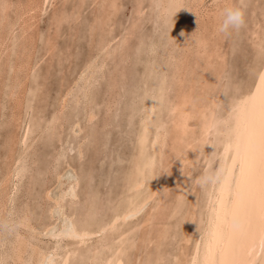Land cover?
<instances>
[{
    "label": "rangeland",
    "instance_id": "374dc122",
    "mask_svg": "<svg viewBox=\"0 0 264 264\" xmlns=\"http://www.w3.org/2000/svg\"><path fill=\"white\" fill-rule=\"evenodd\" d=\"M41 1L2 0L8 7L6 11L0 9V16H2L0 17V41L3 35L7 34L6 38L4 37L5 41L0 42V176H4L19 148L15 138L17 139L24 131L26 135H29L23 144L26 153L20 163L22 169L18 167L19 174L23 175L18 176L21 183L17 180L12 192L15 196H11L13 199L10 197L6 213L15 216L25 209L28 215L24 211L21 212L24 216L30 217L38 234L34 230V225L22 227L19 221L13 226L7 225L6 228L0 221V228L4 229V235L8 236L7 233H10L8 237L12 238L16 234V229L13 231V228L21 225L18 226L20 228H17V232L22 231V234L30 236L34 242L42 245L41 247L49 248L53 245L54 238L51 239L52 236L45 234L42 229L47 224L57 222L51 214L54 209L51 196L60 193L65 181L75 180L76 184L78 183L75 186V192L72 195H66L62 201L64 213L70 215L76 228L97 226L119 206V197L126 188V181L138 146L140 122L144 114L139 109L143 101L142 97L147 94L144 89L153 87L155 88L153 91L158 90L160 99L162 97L158 100L159 103L154 104L150 120L153 129H156L159 123L163 124L165 130L167 129L166 132L164 131L166 142L163 147V154L166 157L165 160L163 158L162 164H166L169 169L171 167L169 159L174 153L170 108L171 103L177 98L176 95L179 96L184 89L191 91L195 99H200L202 94H206L201 88L202 84L207 83L208 89L217 90V95L219 94L218 109L221 114L232 100L231 97L250 86L263 63L261 49H264L262 44L264 43V30H262L264 29V0H243L244 23L238 30L233 29L228 33L218 31V25L222 20V10L226 5L239 4L240 0H203V3L197 6H195L196 1L191 2L192 5L190 0H182V6H175L172 9L166 6L165 1L168 5V2H171L169 0H163L164 2L162 0H44V5L40 4ZM190 4V7L198 9L197 14L189 12ZM28 5L34 9L26 11ZM36 6L39 9L35 8ZM199 39L205 42L203 48L201 46L199 48ZM83 70L89 72L87 76L84 75L87 72L84 73ZM200 76H203L204 80L195 81L201 79ZM83 79L84 82H82ZM72 86L76 87L72 88ZM71 89L74 95L70 92ZM65 94L68 96L64 97ZM74 99L77 100L76 104ZM64 100L67 104L61 107ZM84 106L88 109H84ZM84 110L89 114L86 115ZM90 112L95 114L91 119H89V115L92 114ZM74 121L79 122L81 128L77 134L71 129ZM195 121L198 122L196 118H193L192 122L195 124L193 128L198 130V123L196 124ZM38 134L40 135L37 136ZM56 136H59L58 139ZM66 139L69 143L61 144V140L65 142ZM210 146L211 144L207 143L190 166L191 172L188 175L191 185L195 187L194 191L197 188L203 190L202 179L200 180L199 176L202 177L218 162L217 155H212V159V156L207 153L210 152L207 148L211 150ZM59 147H65L64 150H67L60 158L57 157ZM148 148L151 150L152 147L148 146ZM2 155L4 159L7 158L5 161ZM29 162L32 165L28 164ZM66 168L70 169L69 177L62 179L59 184L58 172L61 173ZM159 168L161 169L160 164ZM27 173L28 175L24 177ZM72 173H75L76 177ZM184 173L185 175H181L180 183L184 179L188 180L186 171H183ZM199 180L200 183H198ZM163 182L164 186L165 179ZM176 187H170L168 199H166L168 192L165 193L164 199L167 202L175 199ZM0 190L1 198V183ZM49 192L51 196L47 195ZM157 200L153 199L149 202L143 211L128 222L130 230L133 231L129 233L132 238L130 240L134 243L130 250L132 261L136 259L137 254L142 256V264H147L148 258H152L153 254L156 257L168 250L174 253L173 236L168 237L165 245H158L156 241L158 239L143 240L144 229L141 227L133 229L146 214L150 205ZM187 201L188 198L185 199V203ZM12 208L18 211L15 215L12 213L15 209ZM80 214H83L82 217ZM21 215L18 213L16 216ZM175 219L172 220V224L176 223ZM86 223L89 225L86 226ZM31 227L34 233L32 230L29 231ZM175 228L177 232L180 231L181 226H175ZM100 238L101 236L87 238L84 244L80 245V251L85 252L86 248L90 247L89 243L93 244ZM69 243L72 245V239L62 240L64 245ZM6 247L9 248V244H6L4 248ZM169 258L167 257L162 264H173L174 262L168 260ZM78 262L74 264H79Z\"/></svg>",
    "mask_w": 264,
    "mask_h": 264
},
{
    "label": "bare ground",
    "instance_id": "6f19581e",
    "mask_svg": "<svg viewBox=\"0 0 264 264\" xmlns=\"http://www.w3.org/2000/svg\"><path fill=\"white\" fill-rule=\"evenodd\" d=\"M169 1H171V2L170 3L168 2V5H167V1H165L167 8L170 7L172 9L175 6L179 7V6L183 5V4L181 5L182 0H169ZM193 1H196L195 6H197L203 0H192V1L190 0V3L191 2L194 3ZM43 3H44V0H42L40 2L41 5H44ZM191 4L189 5V10L191 8V10L189 12L192 11L193 13L197 14L198 9L196 10L195 7H193V8L190 7ZM38 6H36L35 8H38ZM206 7H207V5H206ZM219 7H220V4H219ZM210 8H209V10H210ZM26 9H27L26 11H29L31 9L33 10L34 7H31L28 5V7H26ZM205 10H206V8H205ZM213 12H214V10H213ZM214 14L216 17V11ZM0 17H2V16H0ZM27 26L29 28V25H27ZM259 26H261V25H259ZM5 27H7V26H5ZM3 28H4V26H3ZM262 30H264V29H262ZM259 32H260V30H259ZM6 35L7 34L3 35L0 42L5 41L4 37L6 38ZM29 41H31V40H29ZM199 43H200L199 48H201V47L203 48L204 44H205L203 39H199ZM188 44H190V43H188ZM262 44H264V43H262ZM258 50L260 51V48ZM261 51H262V49H261ZM152 52H151V54H152ZM261 55H262V53H261ZM259 59H261V58H259ZM261 60L263 61V63L261 65L260 69L256 72V75H255L252 83L250 84V86L246 90L239 92L238 94H235L233 97H231L232 100L229 102L228 105L225 106V110L221 114L219 113V109H218L219 103H220L219 102L220 98L218 96L219 94L217 95V92H216L217 90L215 91L214 89L213 90L208 89L207 83L202 84L201 88H203V91L206 94H202V98H200V99H195V97L192 96L191 91H187V90L183 89V92H181V94L178 91L180 95L179 96L176 95L177 98L175 99V101L173 103H171V108H170V111L172 113V118H171V127H172L171 132H172V134H171V137H172V144H173V145L172 144L171 145L173 147L174 153L172 155L173 157L169 159V161H171V167L169 169H168V166H166V164H162L163 158L165 160V157H166V156L164 157V154H163V147H164L165 142H166L165 141V139H166L165 132L167 129L165 130L163 127V124H160V123L157 125L156 129H153L151 126V120H150V118L152 117L150 115H152V111H153V108L155 106L154 104L157 102L159 103L158 100L160 99V94H158V92H157L158 90L153 91L155 89L153 87H148L147 89H144V91L146 90L147 94L145 95V92L143 93L145 96L142 97L143 101H142V104L140 105L141 108L139 109L144 114H143V116L141 118V122H140L141 125H140V131H139V135H138V146L136 148V152L134 155L135 157L133 158V163H132V166L130 169V174L128 175V179L126 181V188H125L124 192H122L120 194V197H119L120 204L117 207V209L112 214L105 217V219L103 221H101L95 227L90 228L91 225L86 223V226L89 225V228H78V227L76 228V226H74V224H73L74 221L71 220L72 218L70 217V215L64 213L63 207H62L64 204L62 205V201L66 195H70V194L72 195V193L75 192L74 191L75 186H77L78 183L76 184L75 180H73L71 182L65 181L63 184L61 183L63 186L61 187L62 190H60L59 194H57L56 196L55 195L51 196L50 192L47 193V195L49 194L52 198V201H53L52 205H53L54 211L52 210L51 214H52L53 218H55L54 220H57V222H56V224H52L53 223L52 222L50 224L45 225L43 227L42 231H44L45 234L52 236L51 239L54 238L53 245L50 246L49 248L41 247L42 245L40 246V244H37L36 242H34L33 241L34 239H31L30 236L29 237L25 236L24 234H22V231H21V233H20V231L17 232L18 226H21V225H18L16 228H13V231H14V229H16V232H15L16 234L13 233L14 237H12V238H10L11 236L8 237L10 233L9 234L7 233L8 236L4 235L3 234L4 229L1 227L3 230L0 228V264H74V262L77 263L78 261H80V262H78L79 264L80 263H85V264H142L141 261L143 259H142V256L140 254H137L136 259L134 261H132V258L130 257L131 256L130 250H131V248H133L134 243L131 242L132 240H130L132 238H131L129 233L130 232L133 233V231H132V229L130 230L128 222L130 221V219L132 217H135L138 213L143 211V209L146 208L148 203L151 202L153 199H158V200L156 202H153L150 205L149 209H147L146 214L143 216V218L140 220V222L136 221L137 222V224H135L136 227L135 228L132 227V228L136 230L137 227L138 228L141 227L142 229H144L143 234H142L143 240L152 241V240L158 239V240H156L158 242V245H165L166 240H168V237L173 236L174 237V239H173L174 253L173 252L170 253V251L168 250V251H164V252L160 253L158 256L155 257L154 256L155 254H153L151 251V253L153 254L154 257L152 256V258H148L149 260L147 261V264H162L164 261L167 260V257H170L168 260H171L172 262H174L173 264H205V262H206V244H205V241H206V236H207V230L209 227V221H210V219H212L215 216V211L220 208L221 197L225 194L223 170L228 165L231 164V159H232V155H233V149L231 147V145L233 143V139H232L231 135L229 134V129H228V126H226L225 122L229 121L230 114L232 113L233 109L237 106V104H239L240 101L243 100L246 96H249L256 91L258 85L260 84V74L264 73V54L262 55ZM27 61H28V59H27ZM27 61L25 62L26 64H27ZM92 61H91V63H92ZM183 61H185V60H183ZM23 62H24V60L22 61V63ZM36 62H38V61H36ZM95 62H96V60H95ZM184 64H183V67H184ZM98 65H96V66H98ZM15 66H16V64H15ZM90 66H92V64ZM86 67H88V65H86ZM90 68H94V67H90ZM16 69H17V67H16ZM86 69L88 70V68H86ZM99 69H100V67H99ZM30 70L31 69H29V71ZM87 70H85V71L87 72ZM150 70H152V69H150ZM83 72H84V70H83ZM86 72H84V73H86ZM88 73L89 72H87V74H84V75L87 76ZM84 75L82 76L83 78H84ZM77 76H78V74H77ZM36 77H38V76H36ZM200 77H201V79L199 78V79H196V80L194 79V80L195 81L204 80L203 76H200ZM90 79H92V78H90ZM38 80H39V78H38ZM37 82H39V81H37ZM82 82H84V79ZM78 83H79V81H78ZM76 85H77V83H76ZM89 85H90V83H89ZM75 87L72 86V88H75ZM81 87L83 88V86H81ZM86 87L87 86H85V88ZM40 89H42V88H40ZM87 89H88V87H87ZM156 89H157V87H156ZM61 90H63V89H61ZM78 90H80V89L78 88ZM70 92L72 93L73 90ZM70 92H68V93H70ZM18 93L20 94V92H18ZM83 93H82V95H83ZM66 95L67 94H65L64 97ZM72 95H74V93H72ZM84 96H86V95H84ZM76 97H78V96H76ZM73 98H74V96H73ZM73 98L71 100H73ZM64 99L66 100V98H64ZM80 99H82V97H80ZM161 99H162V97H161ZM32 100H33V98H32ZM65 100L62 102L61 107H63L65 105V103L67 104V101H65ZM60 101H61V99H60ZM75 101L77 102V100L74 99V103H75ZM87 102H88V100H87ZM68 104H69V102H68ZM79 104H84V103H79ZM22 106H23V104H22ZM73 106H75V105H73ZM77 106H76V108H78ZM85 108H87V107L84 106V109ZM84 112L86 115L89 114L88 112H87L88 114L86 113V110H84ZM90 113H92V112H90ZM30 115L31 114H29V116ZM63 115H64V113H63ZM93 115H95V114H93V113L90 114L89 119H91V117ZM29 116H27V117L29 118ZM60 116H62V115H60ZM166 118H167V116H166ZM193 118H196L198 121V122L195 121L196 124L198 123V130L196 129L197 131L194 130V128H193V126L195 125V124H193L194 122H192ZM17 120L18 119H16V121ZM16 121H14V122H16ZM23 121H25V120H23ZM36 124H38V123L36 122ZM232 124H234V121L232 122ZM213 125H216V127L212 128ZM68 127L70 128V126H68ZM68 127H67V129H68ZM32 129H30V130H32ZM71 129H72V132L77 134L78 131L81 130L79 122H77V121L72 122ZM40 130H41V128H40ZM38 132H39V128H38ZM39 135L40 134H38L37 136H39ZM27 136H29V135H26V131H24L21 135H19L17 137V139L15 138V140L17 141V144L19 145V148L17 147L18 150H17V152H15L16 155L12 159L9 166L7 167V170L4 173V176L2 174H1L2 176H0V177H2L0 179V183L2 186V192H1V198H0V221H1L2 225H4L5 228L9 224H11V226H13V224H17L18 221L20 222V224H22V227H24V226L29 227L31 224H32L31 226L34 225L33 223H31L30 217L23 215L24 214V213H22L23 211L26 213L25 209L21 210L22 212L21 211L18 212L15 208H12V209H15V211L13 210L14 212H12V213H14V215H15V212L17 211L18 213L22 214L21 216H16L18 213L15 216H11L9 213H6L7 212L6 211L7 206L9 205V202L11 200L10 197L15 196V195H12V192L14 191L15 184L17 183V180H19L21 183L20 177L18 178V176L20 175L19 171H18V169H19L18 167L20 166V168H21L20 163L22 162L24 155L26 153L25 147L23 144L28 139ZM86 136H87V134H86ZM58 137L56 136L57 139H58ZM50 138H51V136H50ZM34 140L35 139H33V141ZM61 141H62L61 144H63V145H64V143H66V144L69 143V140H67V139L65 140V142L63 140H61ZM35 142H36V140H35ZM73 143H74V141H73ZM207 143L211 144V146H210L211 150H210V148H207L210 151L207 153H209L210 156L217 155L218 162L214 168L207 170V172L205 174H203L202 177L199 176V179L200 180L202 179V186L201 187H203V190H198L199 188H197V190L194 191L193 189H195V187H193L191 185V181L189 180L190 176L188 175L189 172H191L190 166H192V164H193L192 162H194L196 157L199 156L201 150L203 149V147H205L207 145ZM70 144H72V143H70ZM148 146L152 147L151 150L148 148ZM212 146H214V148H212ZM64 148L65 147H61V148L59 147L58 152H57L58 158L63 157V155L67 151V150L65 151ZM70 149H71V147H70ZM68 151H69V149H68ZM82 152H83V149H82ZM8 154H10V153L8 152ZM203 154H201V155H203ZM29 155H31V154H29ZM210 156H209V158H211ZM26 157H27V155L25 156V158ZM2 158H3V155H2ZM6 159H4V161ZM212 159H213V156H212ZM209 161L211 162L210 159H209ZM30 162L28 164H30ZM52 163H53V161H52ZM63 164H65V163H63ZM159 164L161 165V169L159 168ZM30 165H32V164H30ZM30 165H28V166H30ZM51 166H52V164H51ZM69 170L66 168L65 171H63L61 173L58 172V179H57L58 181L57 182L59 184H60V181L62 179L69 177V174H70ZM51 171H52V168H51ZM183 171H186V175H188V180L184 179L180 183L181 175H185V173L183 174ZM1 172L3 173V170ZM26 175H28V173L25 174L24 177H26ZM163 178L165 179V185L164 186L162 184V182L164 180ZM200 180H199V182L198 181L197 182L200 183ZM58 183H57V185H58ZM193 185H194V183H193ZM39 186H40V184H39ZM174 186H177L175 199L174 200L172 199V201L167 202L166 199L169 198L168 195L170 194L169 193L170 192L169 190H171L170 187H174ZM88 189H89V187H88ZM161 190H163V192H161ZM166 192H168L167 198L164 199ZM160 193H161V196H160ZM47 195L45 194V196L48 198ZM45 196H44V198H45ZM186 198H188V201L185 203ZM48 199H50V198H48ZM73 199H74V196H73ZM47 202H49V201H47ZM14 203H12V204H14ZM36 204H38V203H36ZM88 204L90 205L91 203H89V201H88ZM88 204H87V208H88ZM89 208H90V206H89ZM8 212H11V211L8 210ZM27 213H26V215H28ZM88 213H89V211H88ZM8 215H10V217ZM82 215H81V217H82ZM88 215L91 216L90 214H88ZM177 215H179V216H177ZM73 216H74V214H73ZM84 216H86V215H84ZM174 218H176L175 219L176 223H174L175 226H181L180 231L176 232V228H175L174 224H172V220H174ZM86 220H87V218H86ZM90 223H92V222H90ZM172 227H173V229H170ZM9 229H8V232H9ZM31 230L34 233V230L35 231L37 230L36 226H35L34 230L31 227V229H29V231H31ZM135 230H134V232H135ZM36 232L38 234V231H36ZM153 233H155L154 236H153ZM93 236H101V238L98 241H95V242L93 241L94 242L93 244L89 243L90 247L86 248L85 252H82V250L80 251V249H79L80 245L84 244L83 242L87 238H90ZM64 238L72 239V241H73L72 245L70 243H69L70 245L69 244L68 245L62 244V240ZM6 241H8V243H6ZM75 241H77V242H75ZM253 243L255 245V255H253L252 257H249L247 255V250L252 248ZM6 244H9V248H7V247L4 248ZM10 245H11V247H10ZM45 247H46V245H45ZM64 250H66V251H64ZM154 253H155V251H154ZM241 258L246 259V260L251 259L253 264H261L262 257L260 255L258 237L255 239V241H253L252 239H248V240L243 242V245L241 248Z\"/></svg>",
    "mask_w": 264,
    "mask_h": 264
},
{
    "label": "snow or ice",
    "instance_id": "6c2138e0",
    "mask_svg": "<svg viewBox=\"0 0 264 264\" xmlns=\"http://www.w3.org/2000/svg\"><path fill=\"white\" fill-rule=\"evenodd\" d=\"M7 7L0 0V9L6 11ZM258 100L264 102V73L256 91L239 103L240 122H225L233 139V155L223 170L225 194L220 208L209 221L205 264H253L251 259L241 258V248L244 241L257 237L264 264V126L257 138L250 120ZM247 255H255L254 243Z\"/></svg>",
    "mask_w": 264,
    "mask_h": 264
},
{
    "label": "clouds",
    "instance_id": "9594fccd",
    "mask_svg": "<svg viewBox=\"0 0 264 264\" xmlns=\"http://www.w3.org/2000/svg\"><path fill=\"white\" fill-rule=\"evenodd\" d=\"M222 20L218 25V31L228 33L230 30L239 29L244 23L243 0L239 4L226 5L222 10ZM241 111L239 104L233 109L229 117V122H240ZM245 118L248 114L245 113ZM251 124L253 126L256 137L259 138L262 126H264V102L256 101L255 106L250 115ZM213 125L212 128H215Z\"/></svg>",
    "mask_w": 264,
    "mask_h": 264
}]
</instances>
